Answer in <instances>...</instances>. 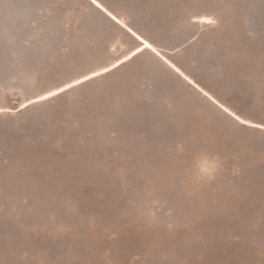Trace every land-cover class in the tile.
Instances as JSON below:
<instances>
[{"label":"rangeland","instance_id":"obj_1","mask_svg":"<svg viewBox=\"0 0 264 264\" xmlns=\"http://www.w3.org/2000/svg\"><path fill=\"white\" fill-rule=\"evenodd\" d=\"M99 1L253 124L149 51L24 107L139 43L87 0H0V264H264V0Z\"/></svg>","mask_w":264,"mask_h":264},{"label":"bare ground","instance_id":"obj_2","mask_svg":"<svg viewBox=\"0 0 264 264\" xmlns=\"http://www.w3.org/2000/svg\"><path fill=\"white\" fill-rule=\"evenodd\" d=\"M87 1H89L96 9H98V10H100V11H102V13H104L106 16H108L111 20H113L112 19V16H115L116 17V19L115 20H113L115 23H117L118 25H120L121 27H123L124 29H126V27H128V28H130L126 23H125V21L124 20H122L121 18H119L117 15H115L113 12H111L105 5H103L99 0H97V4H99L100 5V7L98 8L95 4H93L92 3V0H87ZM108 13H111V16L110 15H108ZM206 19V18H205ZM118 21V22H117ZM206 23H207V21H205ZM130 30H132L131 32H129L127 29H126V31L130 34V35H132V37L139 43V46L137 47V48H135L134 50H132L131 52H129L127 55H125L123 58H121L120 60H117L114 64H112L111 66H108V67H105V68H100V69H98V70H96V71H94V72H92V73H89V74H87V76H89V77H95L94 76V73H101V74H104V73H106V72H108V71H110L111 69H113V68H116V67H118V66H120V65H122V64H124V63H126V62H128V61H130V60H132L134 57H136L137 55H139V54H141V53H144L145 51H149V52H151V53H153V54H155L156 55V52H158L160 55V57H162V58H164L165 59V61L167 62V64L170 66V67H172L179 75H181V73H183L176 65H174L172 62H170L169 60H167L162 54H161V52L159 51V49L151 42V41H149L147 38H145V37H143L142 35H140L137 31H135V30H133V29H131L130 28ZM133 33H135V35H133ZM137 37H139L140 39H137ZM141 41H144V43H147V44H151L152 45V47L153 48H155L156 49V52H152L150 49H148V48H145L144 47V43H141ZM105 69H107V71H105ZM177 69L179 70V71H177ZM100 74V75H101ZM181 76H183L184 78L185 77H187V81L190 83V84H192L194 87H196L198 90H201V91H203V92H205V93H207L205 90H203L196 82H194L193 81V79H191L190 77H188L185 73H183V75H181ZM77 80H80V81H82V83L83 82H85L86 80H85V76H83L82 78H79V79H77ZM77 80H74L73 82H72V84H76V81ZM191 81V82H190ZM64 86H66V85H64ZM57 90V89H56ZM55 90V91H56ZM48 93H46V94H43V95H47ZM210 97H212L209 93H207ZM40 97V96H39ZM39 97L37 98V99H33V100H39ZM212 99L213 100H215L216 102H218L214 97H212ZM219 103V102H218ZM28 103H26V104H24V105H27ZM220 104V103H219ZM23 105V106H24ZM222 107H224V108H227V107H225V106H223L222 104H220ZM25 107V106H24ZM228 109V108H227ZM229 110V109H228ZM229 111H231V110H229ZM232 112V111H231ZM233 113V112H232ZM233 114H235V113H233ZM236 115V114H235ZM236 116H238V115H236ZM241 118V117H240ZM242 120H245V119H243V118H241ZM247 123H249V124H253V123H250L248 120H245ZM254 125H257V124H254Z\"/></svg>","mask_w":264,"mask_h":264},{"label":"snow or ice","instance_id":"obj_3","mask_svg":"<svg viewBox=\"0 0 264 264\" xmlns=\"http://www.w3.org/2000/svg\"><path fill=\"white\" fill-rule=\"evenodd\" d=\"M92 3L95 4L98 8L100 7L99 4H97V0H92ZM108 15L111 16V13H108ZM112 19L115 20L116 17L115 16H112ZM118 22V21H117ZM208 23H214V21H211V20H208L207 21ZM129 31H131L129 29ZM133 35H135V33H133ZM137 39H140L139 37H137ZM141 43H144V41H141ZM144 47L145 48H148L150 49L152 52H156V49L152 47L151 44H147V43H144ZM156 55L159 56L160 54L158 52H156ZM105 71H107V69H105ZM177 71H179L177 69ZM101 73H94V76H98L100 75ZM181 75H183V73H181ZM93 77H89V76H85V80H89V79H92ZM185 79H187V77H185ZM191 82V81H190ZM82 83V81L80 80H77L76 81V84H72V83H68L66 86H61V87H58L56 91H49L48 94L45 96V95H41L39 97V100H32L31 98H29L28 100V104L27 105H24L25 107H28L29 105H32V104H35V103H39L40 101H44V100H48V99H51L53 97H57L59 96L61 93H64L66 91H68L69 89H72L74 88L76 85ZM205 95H207V93H205ZM225 113H227L229 116H233V118L237 121H239V123L241 124H245L247 123L245 120H242L239 116H234L233 113L229 112V110L227 108H224L223 109ZM251 127H261V128H264V124L262 125H250Z\"/></svg>","mask_w":264,"mask_h":264},{"label":"clouds","instance_id":"obj_4","mask_svg":"<svg viewBox=\"0 0 264 264\" xmlns=\"http://www.w3.org/2000/svg\"><path fill=\"white\" fill-rule=\"evenodd\" d=\"M219 166L217 158L208 153L196 155L192 161L193 175L200 176L205 172H213Z\"/></svg>","mask_w":264,"mask_h":264},{"label":"water","instance_id":"obj_5","mask_svg":"<svg viewBox=\"0 0 264 264\" xmlns=\"http://www.w3.org/2000/svg\"><path fill=\"white\" fill-rule=\"evenodd\" d=\"M128 26H129V25H128ZM129 27H130V26H129ZM130 28H131V27H130ZM130 28L126 27V29H127L128 31H129ZM131 29H133V28H131ZM131 31H132V30H131ZM131 31H129V32H131Z\"/></svg>","mask_w":264,"mask_h":264}]
</instances>
